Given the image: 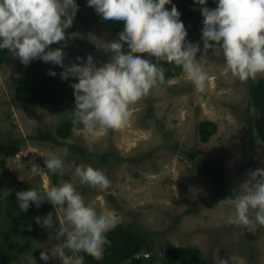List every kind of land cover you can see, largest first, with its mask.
<instances>
[{"label":"rangeland","instance_id":"374dc122","mask_svg":"<svg viewBox=\"0 0 264 264\" xmlns=\"http://www.w3.org/2000/svg\"><path fill=\"white\" fill-rule=\"evenodd\" d=\"M80 4L84 17L77 12L76 30L67 42L65 56L70 64L80 63L78 56L86 60L88 54L94 57L97 66L107 64L110 57L104 55L95 42H112V32L121 25L104 22L87 6L86 0H80ZM200 64L208 76L203 93L198 92L184 74L130 105L131 115L126 127L106 132L102 141H93L83 128L75 125L74 140H79L91 152L112 148L127 159L111 166L98 167L95 162L79 165L91 167L108 177L110 187L107 190L80 186L74 176L77 166L68 160L70 152L64 157L65 168L63 174H57L56 185L66 182L64 177L67 176L92 210L97 213L111 211L120 222L159 232L152 241L158 256L153 264H181L170 262L163 254L167 248L182 245L199 246L206 260L213 264H264V229L251 233L229 224L231 209L220 202L231 194L212 182L194 160L199 154L219 163L218 167L223 168L236 193L251 184L250 171L264 168V143L250 132L245 119L250 83H241L233 77L223 56L211 50ZM27 66L11 55L0 69V160L5 157L1 145L6 139L27 138L38 129L54 130L65 117L53 112L52 105L16 101V82ZM150 106H153L151 112ZM205 119L216 122L218 131L204 143L197 135V126ZM61 149L64 148L53 142L29 139L18 155L8 160L10 172L5 174L0 169V224L10 221L15 226L14 231L3 227L0 233L9 245L20 236L16 250L23 254L12 264H46L40 258L43 248L50 249L62 243L55 237V228L35 230L28 223L24 225L20 212L10 211L17 201L3 200L21 189L22 182L32 183L40 191L54 186L56 174L47 171L44 160ZM251 160L255 161L253 167L249 166ZM30 162L44 170L34 175ZM57 215L54 213V219ZM48 254L51 258L47 264H60L51 252ZM122 264L133 262L127 260Z\"/></svg>","mask_w":264,"mask_h":264},{"label":"clouds","instance_id":"9594fccd","mask_svg":"<svg viewBox=\"0 0 264 264\" xmlns=\"http://www.w3.org/2000/svg\"><path fill=\"white\" fill-rule=\"evenodd\" d=\"M86 2L107 24L124 26L115 42H95L110 57L107 64L97 66L91 54L86 60L78 56L80 63H65L67 30L79 10L77 0H0V51L7 50L25 66L34 59L59 66L63 69L61 80L75 78L71 84L75 106L66 113L93 141H102L106 132L125 128L130 105L166 83L161 62L180 68L200 93L208 79L200 61L210 50L223 56L227 69L239 82L264 78V0H214L215 8L207 6L209 0H194L201 6L203 48L187 39L188 31L173 0ZM166 5H171L170 10ZM61 42L63 46L51 47ZM138 54H148L149 58ZM49 75L55 77L57 73L50 69ZM67 152L64 148L45 157L47 171L63 174ZM30 170L38 175L44 168L31 163ZM74 176L81 187L100 191L110 187L108 177L91 167H75ZM248 180V187L220 204L231 209L229 224L255 233L264 229V168L250 171ZM16 195L22 212L47 201L58 214L55 219L51 212L35 217L41 227L55 228L56 239L62 241L40 252L46 264L51 258L49 252L60 264H82L76 260L78 256L103 259L105 247L111 243L107 234L120 223L113 212L97 213L89 208L71 182L44 191L30 188Z\"/></svg>","mask_w":264,"mask_h":264},{"label":"trees","instance_id":"16d2710c","mask_svg":"<svg viewBox=\"0 0 264 264\" xmlns=\"http://www.w3.org/2000/svg\"><path fill=\"white\" fill-rule=\"evenodd\" d=\"M79 4L78 14L84 17L82 10H80V0H77ZM173 3L177 6L181 13V20L184 22L188 31V40L194 39L200 44L201 41V29H202V15L199 11V7L194 4V0H173ZM210 8H215L216 4L214 0H209L207 5ZM167 8H171V5H166ZM123 25L116 27L112 32V42H115L119 35L123 32ZM76 30V21L74 19L73 26L67 30L68 40ZM64 42L53 44L52 48L61 47ZM67 49V44L64 46V52ZM143 55L145 58H149L148 54ZM11 54L7 50L0 51V69L9 61ZM81 57V56H80ZM109 58V57H108ZM154 61V58H151ZM109 61V60H107ZM65 63L70 65L67 57L65 56ZM166 69V82L183 76L185 73L174 65L161 62ZM56 71L55 77L49 75V70ZM63 69L59 66L53 65L50 62L45 63L42 60L34 59L26 69L18 76L15 87V98L20 104H32L49 106L52 105L53 112L64 114L65 117L55 126L54 130L38 129L36 134L29 137H16L8 138L1 145L4 152V158L0 160V169L3 172L9 173L8 160L14 158L23 149L27 141L30 139L36 142H53L54 144L67 148L69 154L68 160L75 166H79L82 163L90 162L98 167L118 165L126 161V158L121 157L112 148H107L103 152H91L87 147L82 145L79 140H74V128L75 125L68 113L71 112L75 106L74 93L71 84L75 82V78H69L68 80H61L60 72ZM249 98L246 106V123L250 128V132L255 135L261 142L264 143V78L260 77L255 81L249 80ZM59 109V110H57ZM153 111V106H150V112ZM218 131V124L212 120L205 119L201 121L197 126V135L201 141L209 142L211 137ZM71 141V143H67ZM97 159V160H96ZM195 164L199 170L203 171L215 184H219L225 189L231 196H235V188L232 187L231 181L223 173V168L218 167L219 163L210 161L202 155L194 156ZM255 161H250V167H253ZM67 182L70 178L64 177ZM53 182L56 185L58 183V175L53 178ZM22 188L15 190V193L9 196H5L8 202L17 201V192L26 191L30 188L36 189L32 183H21ZM1 200V201H3ZM16 205V208H15ZM11 208L12 211L20 212L19 214L24 217V225H31L35 230L41 228L36 223L35 217H44L50 212L55 213L53 206L45 201L41 207L37 208L33 204L27 212H22L19 209L18 202ZM46 206L48 208H46ZM7 209V208H6ZM14 209V210H13ZM27 218V220H26ZM3 227L15 230V226H12L10 221L6 224L3 222L0 224V231ZM4 230V229H3ZM159 232L142 229L134 223L120 222L118 226L111 232H109L108 239L110 245L105 247V252L102 260H95L91 256H78V262L82 261V264H122L127 260H131L133 264H142L143 253H153V261L158 256L156 255V246L154 245L153 237ZM2 232L0 233V264H12L17 262L22 256V252H19V245L14 239L13 244H7L2 239ZM163 256L170 262H177L181 264H213L212 261H207L204 257L202 249L197 245H182L179 247L167 248L164 251Z\"/></svg>","mask_w":264,"mask_h":264},{"label":"water","instance_id":"95a60500","mask_svg":"<svg viewBox=\"0 0 264 264\" xmlns=\"http://www.w3.org/2000/svg\"><path fill=\"white\" fill-rule=\"evenodd\" d=\"M142 264H153V254L146 253L142 256Z\"/></svg>","mask_w":264,"mask_h":264}]
</instances>
